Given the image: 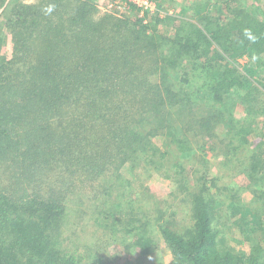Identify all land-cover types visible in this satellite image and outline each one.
<instances>
[{
	"label": "trees",
	"instance_id": "trees-1",
	"mask_svg": "<svg viewBox=\"0 0 264 264\" xmlns=\"http://www.w3.org/2000/svg\"><path fill=\"white\" fill-rule=\"evenodd\" d=\"M233 1L195 5L194 22L183 20L169 37L157 29L158 13L131 23L108 10L100 15L94 0L18 1L8 10L9 57L0 59V264H81L65 235L84 239L99 226L120 230L107 182L119 188L125 168L137 170L151 150L149 159L165 155L156 152L160 140L169 146L189 133L219 139L221 127L234 122L235 104L246 118L234 125L233 140H264L252 117L259 114L257 96L264 95V7L258 0L249 7ZM236 56L246 57L249 78L231 60ZM220 157L226 156L218 150ZM205 176L177 194L187 208L181 216L186 211L189 218L182 232L178 223L157 225L171 263L264 264V237L250 239L253 232L264 236V212L242 222L251 227L247 232L239 216L225 218L228 207H217L214 181ZM97 185L105 206H92L81 220L76 208L88 205ZM230 203L241 207L236 198ZM239 223L242 240L231 237ZM224 238L248 252L225 247ZM128 243L141 247L139 240ZM78 244L86 264H104L103 256L116 254L102 243Z\"/></svg>",
	"mask_w": 264,
	"mask_h": 264
},
{
	"label": "rangeland",
	"instance_id": "rangeland-1",
	"mask_svg": "<svg viewBox=\"0 0 264 264\" xmlns=\"http://www.w3.org/2000/svg\"><path fill=\"white\" fill-rule=\"evenodd\" d=\"M18 1L26 5H34L37 3V0H7L5 5L0 8V38L2 40L0 59L4 56H8V53L5 52V45L10 36L9 32H7V28H4L8 18V10ZM108 1L109 0H94L100 15L106 14L105 11L107 10ZM206 1L207 0H159L158 3L160 4L157 5V7L160 12L158 14H160V18L162 19L160 25L157 26L159 33L169 37L176 29L177 25L181 24L183 20L194 22V6H202ZM237 1H233L232 5L237 6ZM256 1L257 0H239L238 5L249 7L256 3ZM256 4L260 7L263 5L264 7V0H258ZM109 13L116 14L117 17L128 20L131 23L139 18L132 8H130L129 11H111ZM166 17L167 19H174L175 23L172 20H165ZM152 18H154V15H152ZM146 21H148V18H146ZM8 44L10 48L9 41ZM231 60L237 62L235 65L240 66V70L246 78L252 75L249 71V67L246 66V57L240 58L236 56L232 57ZM256 104L257 108L255 107V109L259 111V114L254 112L252 113V117L254 116L253 119L259 120L260 123L255 131L264 133V95L261 96L260 94L257 96ZM201 112L199 115L203 114ZM232 117L234 120L233 123L231 119L227 121L231 126L227 123L219 130V139L215 141L212 139L211 141L209 138H202L201 136L196 137L193 133H189L186 137L177 138L178 142L176 141L169 146L167 145V140H160V142H158L160 144L156 147V152L163 151L166 152L165 155L149 159L152 150H148V154L142 158H144V160L148 158L149 161L137 162V170L135 171L132 169L127 171L128 168H125L126 174L124 175V179H122L123 181L120 182L122 185L119 188L107 186L109 184L107 182L104 187H110V190L108 189L109 194H112V198L115 200V206H110V209L120 212L118 214L120 215L119 220H116L114 224L117 226L120 225V230L116 232L114 229L105 231L101 226L98 227L96 225L98 229L93 230L89 228V230L85 232L86 237L84 239L82 236L77 238V236L73 234H70L69 237L65 235L68 247L71 249L75 248L76 253L80 254L78 258L82 259L81 264H86L88 258L86 257L87 252H84V248L78 244L79 241H90L96 244L102 243L108 253H113V248H115L116 250L113 254H116L112 258L108 259L106 256L102 255L105 259L104 264H172L170 253L163 239L157 232V225H159L158 223H165L168 225L169 223H178L179 225L175 228L179 232H182V227L187 226L189 218L186 211L184 212L185 216L183 215L182 218L181 210L187 208L183 206L184 204H182L180 200L181 197L177 196V194L182 193L188 187L194 186L202 175H206L205 177L208 180L214 181V184H212L213 187L212 185L210 186L217 196V207L220 206L219 209H223L221 207H228L225 208V218H229L231 212L232 217L236 215L233 219H237L239 216L238 222L241 223L248 222V224H251L252 221H249V219H252V216H257V219H260L264 212V158H262L261 155L264 150V140H262L261 137H254L252 135L246 140V143H241L239 140L234 141L233 139L236 134L235 130L238 127L234 125L239 122V125L242 126L241 124L246 118V112L240 104L234 105ZM209 142L211 143L208 144ZM183 149H191L190 151L192 152L188 150L183 151ZM218 150L224 152L226 157L217 158ZM186 152L187 154H185ZM220 155L221 154H219V156ZM139 159H141V157H139ZM150 161L152 164H149ZM153 166H155V168H153ZM90 187L91 186L88 188ZM95 187L97 188L96 193L88 194L90 198L88 205L86 207H81L80 204V206L76 208L79 215L78 217H80L81 220L87 219V213L92 211V206L95 207L96 211L99 208V210H102L105 206L104 203L107 198L101 195V188L98 185ZM89 192L90 190L86 191V193ZM175 196H177V198H175ZM231 197L232 200L236 198L237 205L240 204L241 206L237 207L238 209H235L236 211L233 210L236 207H231ZM103 198H105V200H103ZM177 203L178 206L180 204L182 206L177 208ZM83 207L85 208V212L82 210ZM112 214H114V212H112ZM116 218H118V216ZM111 221H113V218L108 216L105 222L111 224ZM90 222L94 223V218L90 220ZM241 223L237 224L234 228L236 232L232 230L234 234H232L231 237L233 239L242 240L240 236L241 230L238 228V225ZM241 225L247 232L251 230L249 225H244L243 223ZM121 228L128 231V233L124 234V230L121 231ZM93 233L96 234L93 235ZM89 236H94L96 240H93V238L90 239ZM114 236L118 239L116 243L112 242ZM263 237V234L253 232V235H250V239L252 240L251 243H253V241L254 243L260 242ZM138 240L141 242V247L139 249L136 247L132 249L128 241L136 242ZM224 240L225 242L223 245L225 247L232 246L237 251L248 250L244 245L241 247L233 241H231L230 246L228 238L227 241L225 238ZM262 246L264 248L263 244ZM89 250L91 249L89 248ZM258 251L259 249L256 247L252 253Z\"/></svg>",
	"mask_w": 264,
	"mask_h": 264
},
{
	"label": "built area",
	"instance_id": "built-area-1",
	"mask_svg": "<svg viewBox=\"0 0 264 264\" xmlns=\"http://www.w3.org/2000/svg\"><path fill=\"white\" fill-rule=\"evenodd\" d=\"M130 8H133L135 10L137 16L140 19L145 16V12L149 13L147 14V16L154 15L160 12L157 4L152 0H109L107 4V10L110 12L129 11ZM146 22L147 21L145 19L144 23Z\"/></svg>",
	"mask_w": 264,
	"mask_h": 264
}]
</instances>
